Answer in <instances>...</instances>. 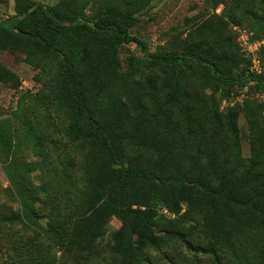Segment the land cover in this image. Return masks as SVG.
Returning a JSON list of instances; mask_svg holds the SVG:
<instances>
[{"label":"trees","instance_id":"obj_1","mask_svg":"<svg viewBox=\"0 0 264 264\" xmlns=\"http://www.w3.org/2000/svg\"><path fill=\"white\" fill-rule=\"evenodd\" d=\"M150 1L15 0L13 28L0 20V54L24 55L47 79L29 113L23 114L26 97L17 102L28 146L43 158L63 149L65 168L74 154L82 173V188L70 180L66 190L65 169L57 190L44 180L39 188L14 181L20 209L2 218L32 235L4 264H59L58 253L71 249L78 255L74 264H92L114 217L122 225L111 248L127 264L149 263L146 250L165 253L172 243L211 264H264V68L252 69V56L233 30L247 27L263 41L264 0H214L215 11L224 6L222 14H209L166 54L149 53L133 34ZM123 48L128 71L121 73ZM159 68L166 71L160 87L138 78ZM0 83L16 91L22 86L1 60ZM210 88L215 95L208 105ZM245 89L262 102L232 106V92ZM158 91L163 102L156 101ZM241 112L249 121V158ZM61 121L71 144L56 137ZM5 130L0 118V151L13 153ZM199 232L204 246L195 243Z\"/></svg>","mask_w":264,"mask_h":264},{"label":"rangeland","instance_id":"obj_2","mask_svg":"<svg viewBox=\"0 0 264 264\" xmlns=\"http://www.w3.org/2000/svg\"><path fill=\"white\" fill-rule=\"evenodd\" d=\"M41 1L46 4H55L61 0H33ZM214 0H151L142 12L139 24L134 28L133 34L140 40L145 42L149 46V53L166 54L171 48H175L177 42L188 36V34L209 14H222L224 6L219 5L218 9L214 10ZM93 8L90 5L87 9L88 14L93 13ZM16 16L15 0H0V20L5 21L7 26L14 24V18ZM197 18V19H196ZM4 24V25H5ZM193 28V29H192ZM234 27L236 31L237 42L242 50L247 54H251L249 49V43L254 44L258 42L254 39V32L247 27H243V32L249 34V39L242 38V33ZM240 32V33H238ZM247 42V43H246ZM179 46V44L177 45ZM128 48V47H127ZM123 48L119 55V61L121 73L128 71V49ZM133 46L132 49H135ZM261 47L258 50L257 55L261 60L264 68V55L260 56ZM0 60L11 71L16 73L22 82V86L19 90L11 88L8 84L0 83V118L1 124L4 129L11 134L13 153L2 154L0 151V264H4L6 260L11 263V256H16L18 253L19 242L23 239V243L27 244L29 235H32L29 230H26L21 223L11 226L8 221L2 217L4 215H11L12 213L18 214L20 204L15 196V182L25 185H33V187L39 188L42 180L49 182L52 189H58L63 181L64 169L67 170V180L62 186L65 190L69 181L79 183L81 186L82 173L77 164L78 158L74 154L70 155V166L66 167L61 164L60 158L64 157L65 152L60 149L59 152L52 153L46 158L35 155L30 145L26 141L25 128L23 127V114L29 113L31 107V101L38 97H42L45 92L46 77H44L40 70L29 65L25 61V56L18 54L13 55L9 52H2L0 54ZM143 71V72H142ZM138 78L143 82L146 80L157 81V87H160L162 80L165 78V72L162 69L142 70ZM224 91L219 90L217 92L218 98L223 95ZM232 106H242L246 101L257 100L262 102V97L259 94L250 92V90H235L232 92ZM251 93V94H250ZM204 99L208 105H211L212 101L210 97L215 95L214 88L207 89L204 92ZM23 96L27 98L29 104L22 110L18 108V99ZM45 101V100H44ZM156 101L163 102V93L158 91L156 94ZM46 102V101H45ZM16 111L18 113H16ZM238 125L241 130V144L243 150V156L249 158L252 156V146L250 142V128L249 121L245 113L239 114ZM60 134H57V138H62L69 144L72 140L65 135L66 123L61 121L58 125ZM5 130V131H6ZM6 131V132H7ZM60 188V187H59ZM79 193V192H74ZM80 196L81 194H74ZM43 199L44 197L41 196ZM38 206V205H37ZM186 207L182 206L180 215H185ZM64 215L69 218L68 212H63ZM164 214H168L171 218H176V215H170L168 211L164 210ZM6 217V216H5ZM193 224V223H192ZM41 225L49 231L50 228L46 221H42ZM121 221L114 217L107 225V232L105 236L96 244L95 258L92 264H127L126 259H122L120 255L113 252L111 248L112 239L114 234L121 228ZM185 228H189L191 223L182 222ZM195 239L196 244L204 246V234L200 232ZM45 244V242H40ZM43 246V245H42ZM17 251V252H16ZM43 250H40V253ZM165 253H161L157 250H146L145 256L148 257L149 263L142 262L139 264H211L210 260L204 255H190L184 247L177 243H172L165 246ZM39 252V251H38ZM27 253V252H26ZM61 252L58 253L60 258L59 264H74L78 260V255L73 249L66 251L61 256ZM166 254V255H165ZM38 256L39 253H36ZM35 255V256H36ZM168 256V259L166 257Z\"/></svg>","mask_w":264,"mask_h":264},{"label":"built area","instance_id":"obj_3","mask_svg":"<svg viewBox=\"0 0 264 264\" xmlns=\"http://www.w3.org/2000/svg\"><path fill=\"white\" fill-rule=\"evenodd\" d=\"M241 36L242 38H245L246 40L249 39V34H247V32H243ZM263 45H264V40L258 41L254 44H251V42L249 43V49L251 51V56L253 59L252 69L256 71L257 73H262L263 71L261 60L259 59V56L257 55L259 48L262 47Z\"/></svg>","mask_w":264,"mask_h":264}]
</instances>
